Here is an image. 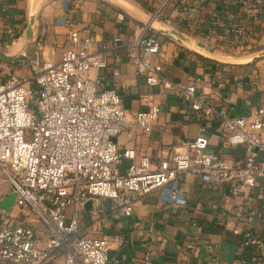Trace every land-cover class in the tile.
I'll list each match as a JSON object with an SVG mask.
<instances>
[{
  "label": "built area",
  "instance_id": "1",
  "mask_svg": "<svg viewBox=\"0 0 264 264\" xmlns=\"http://www.w3.org/2000/svg\"><path fill=\"white\" fill-rule=\"evenodd\" d=\"M82 1L76 0L75 5ZM171 1L176 0H162L154 18ZM177 1L182 3L180 16L193 20L197 9L211 0ZM225 3L230 8L210 12L205 41L237 52L257 44L264 28V0ZM236 9H241L238 16L232 12ZM65 23L71 44L58 61L47 60L38 51L46 35L43 25L38 50L29 57L31 76L20 78L8 71L9 78L0 80V170L16 194L15 206L21 212L28 210L39 222L32 224L21 212L0 208V264H56L60 259L62 264H110V240L82 230L90 200L111 199L129 217L136 202L152 193L164 204L186 206L179 184L188 177H200L215 187L229 184L234 196L245 187L264 185V157L259 158L264 155V104L247 116H232L227 107L211 104L206 94L198 92L200 78L185 86L172 81L159 59L162 40L149 34L154 30L149 24L127 45L136 74L145 77L149 86L179 92L201 118L217 117L228 142L243 146L245 155L228 160L211 148L204 123L199 134L183 140L179 149L162 151L158 164L148 155L137 158L133 148L120 151L117 137L126 130L150 133L161 105L154 93L147 92L140 95L144 108L130 112L120 92L102 88L100 78L87 75L108 66L107 53L121 39L97 49L92 34L83 35L69 17ZM16 37L15 28L0 27V41L12 43ZM220 78L216 79L219 87L223 86ZM123 158L131 163L121 173ZM244 211L245 205H239L235 215L242 218ZM260 216L264 223V211ZM242 249L241 264L252 260L262 264L264 235L247 231ZM144 262L151 264L150 254Z\"/></svg>",
  "mask_w": 264,
  "mask_h": 264
},
{
  "label": "crops",
  "instance_id": "2",
  "mask_svg": "<svg viewBox=\"0 0 264 264\" xmlns=\"http://www.w3.org/2000/svg\"><path fill=\"white\" fill-rule=\"evenodd\" d=\"M120 1V0H119ZM162 0H126L129 6L112 0H43L39 8V29L32 41L39 38L40 28L46 27L42 43L45 55L59 60L61 52L70 46L66 17L73 27L83 35L96 38L94 48L112 44L119 37L117 48L107 53L108 66L92 69L90 77L100 78L102 88L120 92L130 112L144 108L140 95L151 92L161 105V112L150 133L141 129L126 130L117 137L120 151L136 150L137 158L148 155L158 164L163 152L177 150L185 139L195 138L200 126H206L205 135L210 147L217 149L226 159L234 160L245 155L243 146L228 142V133L220 126L217 117L205 120L194 114L176 90H164L149 86L145 77L135 72L129 61L127 45L135 41L141 29L149 23ZM226 0H211L197 9L195 18L180 16L181 1H171L162 10L154 30L161 34L162 49L160 60L164 63V74L177 84L185 86L193 79H199L198 92L206 94L209 102L227 107L232 116H247L264 104V38L245 51L238 52L243 61L219 62L208 58L191 46L186 40L179 41L160 28L175 30L190 37L192 43L204 41L206 21L215 8L227 10ZM28 0H0V27H13L17 32L14 42L0 41V44L22 46L28 23ZM241 9L233 10L237 16ZM122 14L124 19H120ZM189 42V41H187ZM19 47V48H20ZM24 54V53H23ZM49 60V59H47ZM217 76L223 86H218ZM264 155L260 154L259 158ZM131 160L123 158L119 168L124 173ZM187 198L186 206L167 205L160 201L157 193L144 196L136 202L134 213L127 217L111 199H95L92 207L84 213L82 230L84 234L106 236L111 243L110 264H146L144 258L151 256V264H241L244 257L242 243L247 231L264 235L261 212L264 211V185L234 196L230 185L218 187L207 184L200 177H188L179 184ZM7 178H0V208L2 202L13 194ZM245 205V216L235 215L239 205ZM12 213L21 212L15 201ZM32 224L38 219L28 210L21 212ZM108 221L104 222L103 217ZM200 247L196 250L195 247ZM56 264H62L60 259ZM251 264H258L252 260ZM264 264V262L262 263Z\"/></svg>",
  "mask_w": 264,
  "mask_h": 264
},
{
  "label": "water",
  "instance_id": "3",
  "mask_svg": "<svg viewBox=\"0 0 264 264\" xmlns=\"http://www.w3.org/2000/svg\"><path fill=\"white\" fill-rule=\"evenodd\" d=\"M112 1L121 3V4L126 5V6H129L128 3L126 2V0H120V1L119 0H112ZM38 15H39V0H29L28 23H27V27H26L25 37L22 40V47L21 48L18 47L12 52H7L3 48L0 47V58L12 61V60H16L20 54H23L25 52V49L32 43V39L34 37L36 30L39 29L40 24L38 21ZM155 23H156L155 18H151L149 20L148 24L152 27V29L157 30V28H159L160 26L159 25L155 26ZM160 31H165L167 33L171 32L170 35L173 36V34H174L175 38H177L179 41H182V39L186 40V42H185L186 45L191 46L198 53H200L204 56H207L210 59H213V60H216L219 62H225V63L243 61V60L227 61V60H223V59H220V58H217L214 56H210L208 54H204L200 50H197V48L195 49V45H197V47H199L201 49L208 51L211 54L215 53V48L213 46L209 45L208 43L204 42V41H196V42L192 43V39L190 37L184 36L175 30H168V29L160 28ZM187 41H189V42H187ZM15 198H16V194L13 193L10 196H8L6 199H4L2 204H1L3 209L10 211L12 209V205L15 201ZM91 207H92V200H90L86 203L87 209H89Z\"/></svg>",
  "mask_w": 264,
  "mask_h": 264
},
{
  "label": "rangeland",
  "instance_id": "4",
  "mask_svg": "<svg viewBox=\"0 0 264 264\" xmlns=\"http://www.w3.org/2000/svg\"><path fill=\"white\" fill-rule=\"evenodd\" d=\"M28 2H29V0H28ZM42 4H43V0H39V8L41 7ZM157 25H159V24L155 23V26H157ZM260 38H264V28H263V32H262ZM38 40H39V38H37V40H35V41H32V43L25 49L24 54H20L16 60L11 61V60H5L3 58H0V80L5 81L9 78V72L8 71H10L11 74L12 73L16 74L20 78H29L31 76V67H30L29 57L36 50H38L37 49L38 48L37 47ZM221 42H223V41H221ZM206 43H208L209 45H211L213 47L216 46L218 48L215 50L214 54H211L208 51L197 47V45H195V49L197 48V50H200L204 54H208L210 56H214V57H217V58H220L223 60H227V61L243 60L240 58L241 55H243V54H238V52L233 50L232 48L222 47L217 42H206ZM0 47L3 48L7 52H12L16 48L20 47V44L16 43V45L14 47H8L6 45L0 44ZM262 48H264V43H262L261 45L258 46V49H262ZM38 51H40V53L44 55V58L51 60V55L49 53L45 55L43 49H40ZM52 61H58V60L56 59V60H52ZM87 75L90 76V72ZM10 171L13 172L12 169H10ZM0 178H6L4 176V174L1 172V170H0Z\"/></svg>",
  "mask_w": 264,
  "mask_h": 264
},
{
  "label": "trees",
  "instance_id": "5",
  "mask_svg": "<svg viewBox=\"0 0 264 264\" xmlns=\"http://www.w3.org/2000/svg\"><path fill=\"white\" fill-rule=\"evenodd\" d=\"M149 34H150V35H155V36L159 37L161 40H162V38H163V37L161 36V34H159L158 32H155L154 30H150Z\"/></svg>",
  "mask_w": 264,
  "mask_h": 264
},
{
  "label": "bare ground",
  "instance_id": "6",
  "mask_svg": "<svg viewBox=\"0 0 264 264\" xmlns=\"http://www.w3.org/2000/svg\"><path fill=\"white\" fill-rule=\"evenodd\" d=\"M21 47H22V46H21ZM21 47H20V48H21Z\"/></svg>",
  "mask_w": 264,
  "mask_h": 264
}]
</instances>
